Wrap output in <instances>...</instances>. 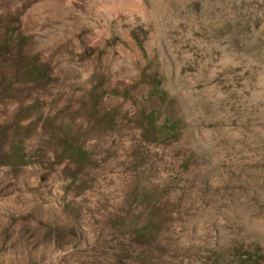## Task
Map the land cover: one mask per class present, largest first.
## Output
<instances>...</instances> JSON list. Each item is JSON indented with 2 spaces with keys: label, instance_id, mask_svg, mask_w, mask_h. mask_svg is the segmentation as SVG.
Listing matches in <instances>:
<instances>
[{
  "label": "rangeland",
  "instance_id": "obj_1",
  "mask_svg": "<svg viewBox=\"0 0 264 264\" xmlns=\"http://www.w3.org/2000/svg\"><path fill=\"white\" fill-rule=\"evenodd\" d=\"M261 77L264 0H0V264H264Z\"/></svg>",
  "mask_w": 264,
  "mask_h": 264
},
{
  "label": "bare ground",
  "instance_id": "obj_2",
  "mask_svg": "<svg viewBox=\"0 0 264 264\" xmlns=\"http://www.w3.org/2000/svg\"><path fill=\"white\" fill-rule=\"evenodd\" d=\"M257 86H258L259 88L262 89V90L259 92V94L257 93V96L260 97V96L264 95V77H261V78L258 79V81H257ZM257 86H256V87H257ZM258 87H257V88H258ZM255 95H256V94H255ZM260 99H261V97H260Z\"/></svg>",
  "mask_w": 264,
  "mask_h": 264
}]
</instances>
